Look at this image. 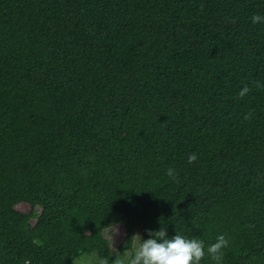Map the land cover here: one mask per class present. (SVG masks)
Masks as SVG:
<instances>
[{"label":"trees","instance_id":"trees-1","mask_svg":"<svg viewBox=\"0 0 264 264\" xmlns=\"http://www.w3.org/2000/svg\"><path fill=\"white\" fill-rule=\"evenodd\" d=\"M254 14L264 0H0V264H111L116 227L120 256L166 227L264 264Z\"/></svg>","mask_w":264,"mask_h":264},{"label":"clouds","instance_id":"clouds-1","mask_svg":"<svg viewBox=\"0 0 264 264\" xmlns=\"http://www.w3.org/2000/svg\"><path fill=\"white\" fill-rule=\"evenodd\" d=\"M252 23L264 22V16L254 14L251 17ZM257 87H264L259 81ZM251 91L250 87L245 85L238 95L243 98ZM252 113L244 116L245 120H250ZM197 155L191 153L188 156V163L191 164L197 160ZM166 174L173 180L176 179V173L173 168H168ZM149 238L144 239L140 234H136L138 243L133 244V253L126 261L119 254L114 253L111 264H200V261L209 255L216 264H221L224 249L228 247L229 240L225 234H220L216 241L205 249L204 242L195 238H186L177 233L169 238L167 228L161 227L159 230H148ZM98 264H108L107 260H100Z\"/></svg>","mask_w":264,"mask_h":264},{"label":"rangeland","instance_id":"rangeland-1","mask_svg":"<svg viewBox=\"0 0 264 264\" xmlns=\"http://www.w3.org/2000/svg\"><path fill=\"white\" fill-rule=\"evenodd\" d=\"M18 209L21 211L27 212L31 209V207L29 205H26V204H21L18 206ZM38 209L40 210V208H38ZM142 233H143V228L139 227L136 234H140L142 236ZM114 234H115V237L122 236V234H123L122 228L116 227V229L113 230V232L112 231L108 232V237L112 240L111 241L112 242L111 251H112L113 255H114V253L118 254V248H117V243L115 242V239H114L115 238ZM134 243H138L137 237H135ZM132 253H133V250L128 251L126 253V255L121 256V258H123L127 261ZM99 261H100V258H99L98 253L92 252V253L84 254V255L78 257L75 260V264H98Z\"/></svg>","mask_w":264,"mask_h":264}]
</instances>
